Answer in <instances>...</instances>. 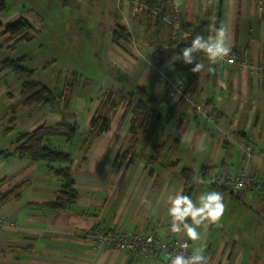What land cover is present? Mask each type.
Instances as JSON below:
<instances>
[{"label": "crops", "instance_id": "crops-1", "mask_svg": "<svg viewBox=\"0 0 264 264\" xmlns=\"http://www.w3.org/2000/svg\"><path fill=\"white\" fill-rule=\"evenodd\" d=\"M85 1L78 0L69 16L72 23L82 17L90 18L88 32L82 25L77 30L66 23L61 25L60 21L51 26L45 24L48 13H40L36 7L28 8L22 3L9 5L10 10L0 16V32L10 22L21 16L27 17L29 10L41 22L38 26L27 17L34 29L25 37L12 38L10 33H2L0 43L4 48L0 50V60L8 57L5 49L17 50V42L29 40L30 44L34 37L45 31L47 39L50 34L51 39H61V49L73 56L86 54V43L81 34L87 32V36L97 42L92 49L96 56L94 61L88 58L96 69H75L72 63L61 62L55 55L44 66L48 69L58 64L61 70L65 69L67 72L59 70L57 73V77H65V82L72 79L73 73L79 75L80 83L74 90L71 108L66 109L62 104L21 108L13 125L10 108L21 99L22 80L9 69H0V182L5 179L0 191L6 192L29 182L21 200H12L0 208V217L5 221L4 227L0 228V264H167L165 254L155 258L138 256L127 250L98 248L84 233L99 226L128 233L146 230L162 239L187 240L183 234L177 236L171 232L168 215L171 206L168 197L183 193L181 170L185 167L195 173L196 185L191 198L197 206L198 197L204 192L214 190L223 195L225 212L220 226L209 225L204 239L199 242L203 254L210 258L209 264H264V194L250 188L227 190L213 185L214 177L221 171H244L264 178V7L261 9L259 5V1L264 4V0H182V20L195 25L208 18L212 26H223L231 36L232 50L246 52L249 57L247 67L226 62L221 69L210 64L205 54L197 57L203 68L194 72L189 91L196 101L208 103L217 112L220 128L208 123L204 117L186 112L184 104H166L168 82L159 81L157 75L159 70L171 73L178 69L173 63L165 62L153 68L148 66L146 58L136 61L127 51L132 61L128 78L123 77L116 65L108 64L107 50L122 49L112 38L116 22L125 26L132 36H149L151 44L166 42L168 26L150 22L141 11L135 14L128 0H94L92 9L85 8ZM164 8L171 10L169 6ZM60 33L66 36L61 37ZM77 43L79 53L71 46ZM147 44L142 47L143 54L132 53L146 56L145 50H151L150 43ZM23 56L24 64L30 61L29 52L13 58ZM45 58L42 54L38 61ZM101 66L112 77L109 93L116 94L112 100L107 95L102 104L94 98V87L105 75ZM87 81L91 84L85 86ZM103 84H99L98 89L108 88ZM137 86H145L156 99L163 100L165 106H162V112L159 111L161 118L167 116L171 107L174 109L164 127L152 120L154 131L149 136H139L134 143L130 131L132 112L127 107L121 108L118 102L124 103L123 96L133 94ZM103 104L110 112L111 127L96 134L91 131L90 122ZM64 118L78 124V135L72 141L52 137L50 143L70 153L74 147L77 149V154H71L74 159L72 176L79 197L73 209L53 212L41 205L58 196L61 180L44 162H34L28 156H8L7 153L14 149L13 143L20 133L33 131L43 124L55 125ZM167 127L174 133L166 130ZM157 144L161 145V158L149 164L145 158L155 153ZM248 145L253 149L252 156L246 155ZM126 152L125 159L117 160ZM198 230L203 232L202 228ZM188 242L193 251L192 242Z\"/></svg>", "mask_w": 264, "mask_h": 264}, {"label": "trees", "instance_id": "trees-1", "mask_svg": "<svg viewBox=\"0 0 264 264\" xmlns=\"http://www.w3.org/2000/svg\"><path fill=\"white\" fill-rule=\"evenodd\" d=\"M129 1L132 2L133 0ZM140 1L143 4L141 13L150 22L152 20L156 23H160L159 20L154 19L152 13L154 7L161 5L163 7L169 6L170 9L171 7L173 8V0ZM9 10L10 7L7 4V1L0 0V16ZM1 25L2 22L0 21V26ZM182 25L184 29L192 32L189 42L170 40L167 46L162 47L160 51L158 67L165 62H171L187 77L188 82L191 83L194 79V72L191 71V68H193L194 65H185L182 61L177 60V53H180L184 47L190 46L192 39L197 34L207 39L210 35V27H212L213 23L207 18L199 20L195 25L182 20ZM33 29L34 26L32 22L26 16H21L7 24L4 30L0 32V35L2 33H10L12 38L15 36L25 37ZM131 37L132 34L125 26L121 25L119 22L115 23L112 38L116 42L120 43L129 41ZM3 48L4 44L0 43V50ZM194 55L200 57L204 55V52H199ZM24 61L25 56L19 58L7 57L0 60L1 70L9 69L22 80L21 99L10 108L12 112V117L10 119L11 125L15 122L19 109L27 108L35 104L40 106H60L62 104L66 109L71 108L74 90L80 83L79 75L73 73L72 79L65 82L64 88L61 91H55L45 83L36 80L34 78L35 70L27 68L24 65ZM114 95L116 94L110 93L109 100H112ZM123 98L128 100L127 110H131L132 112L130 131L132 134V140L134 139V143H136L139 136L150 135L149 133L154 131L155 128L152 120L157 119L159 111L162 112V106L164 103L162 99H156L145 86H137L133 94L129 96L124 95ZM105 107V104H103L91 119L90 129L96 134L103 133L111 127L110 112L108 108L106 109ZM173 109L174 107H171L170 112L167 114L168 119H171ZM212 110L215 112L214 109ZM215 114L217 119V112H215ZM78 131V124L75 121L72 122L65 118L55 125L43 124L33 131L20 133L13 143L14 149L7 153L8 156H28L34 162H44L47 165L48 170L61 180L62 185L58 196L54 200L41 205L53 212H63L73 209L79 197V191L72 176V165L74 162L72 154L52 146L50 139L59 136L65 137L68 141H72L78 135ZM160 153L161 145L157 144L155 153L150 157L145 158V160H147L149 164L158 162L161 158ZM126 157L127 152L121 157H118L117 160H122ZM194 175V170L191 168L185 167L181 170V177L184 185L183 195L192 197L196 185ZM4 182L5 179L0 182V185ZM28 185L29 182H23L9 191H0V208L12 200H21L22 193ZM213 185L230 190V188L226 186L218 185L215 177ZM188 220L190 221L189 218Z\"/></svg>", "mask_w": 264, "mask_h": 264}, {"label": "built area", "instance_id": "built-area-1", "mask_svg": "<svg viewBox=\"0 0 264 264\" xmlns=\"http://www.w3.org/2000/svg\"><path fill=\"white\" fill-rule=\"evenodd\" d=\"M131 3L134 7L135 14H138L142 10L143 4L140 0H133ZM259 5L261 9L264 7L263 2L261 1H259ZM152 13L154 15V19L159 20L160 23H163L170 28L172 40L179 42H189V38L192 32L190 30L184 29L182 25L181 8L175 9L173 7L170 11H167L163 6L159 5L152 9ZM146 40V35L141 37L132 36L129 41L124 42H126L128 45V52H140V49L143 47L144 43L147 42ZM161 49L162 47L158 48L152 55L146 58L148 66L158 68ZM127 51L123 52L122 49L120 51L111 49L109 55L111 62L114 65L120 68L121 71L130 73L132 61H130V59L128 58ZM228 59H231L232 61L230 64L239 65L241 67H247L249 65V57L247 56L246 52H237L232 50L229 54ZM228 59L215 65L218 69H221L223 64L228 62ZM157 77L159 81L168 82L167 97L171 105L177 106L179 104H184L185 106H187V109L190 113L204 117L208 123H213L220 128L216 119V114L212 110V108L206 103L196 101L193 98L192 94L189 91L188 79L181 71H179L178 69H174L171 71V73H167L163 70H159ZM124 103L127 105L128 101ZM246 155H253V149L249 145L246 146ZM215 180L218 185L226 186L232 190H242L245 188H250L256 193L264 194V178L258 175L248 174L244 171H221L216 174ZM4 225V218L0 217V228L4 227ZM84 234L86 239L98 248L127 250L134 252L138 256L151 255L155 258H159L161 254H165L167 264H169L167 260L168 254L171 253L175 255L180 252L181 249L179 248V243L184 241H180L178 239H162L158 235L146 230L135 233H128L123 230H116L99 226L89 228L85 231ZM192 252L193 251L189 246L187 252H185V255L191 256ZM206 257L209 264L210 258L209 256Z\"/></svg>", "mask_w": 264, "mask_h": 264}, {"label": "rangeland", "instance_id": "rangeland-1", "mask_svg": "<svg viewBox=\"0 0 264 264\" xmlns=\"http://www.w3.org/2000/svg\"><path fill=\"white\" fill-rule=\"evenodd\" d=\"M94 0H86L85 3V8L87 9H92V3ZM78 0H7L8 5L10 6H14L15 3H22L25 6H27L28 8L30 7H36V11L41 12H46L48 13L45 16V24H49L51 26L52 24L57 23V21L61 22V25H64L65 23L67 24L68 27H72L71 29H77L79 28L80 25H82L83 27H86V31L88 32L89 27L91 26L90 22L87 24L88 20L90 18L88 17H82L80 18L81 20H79L78 22H70V14L72 13V11L75 10V6L77 5ZM27 17L31 18L32 21L37 24L38 26L41 25V22L37 19L36 15L34 14V12H31L30 10L27 11ZM63 17V18H62ZM93 20V18H91ZM94 25V24H93ZM169 31V38L166 40V42L164 43L161 42L162 44H156V42L151 44V40L149 38V36L147 37V46L150 43V47L151 50L147 51V49L145 50L146 52V56L144 55H139L136 56L137 54H143V50L142 48L140 49V53L138 51H136V55H134L131 51L129 52L131 55V57L133 59H135L136 61L141 59V58H148L150 55H152L159 47H164L163 45L168 44V40H172L171 36V30L168 28ZM167 31V34H168ZM62 32V31H61ZM87 32L85 34H81V37L84 38L85 43H86V54L81 53L80 56L77 55V53L75 54V56L70 55L68 52H64L63 49H61L62 47V40L59 38H53L52 34H50L49 39H47L44 35L46 34V31L42 34H39L38 36L34 37L32 40V43L28 44L29 40H20L19 42L16 43L15 47H17V50H15L16 48H12V49H5V54L8 57H17V55L21 56L23 54L26 53H30V61H27L24 65L29 68V69H35L36 70V74L34 76V78L38 81H41L43 83H45L46 85H48L49 87H51L52 89H54L55 91H61L64 87L65 84V77L59 78L57 77V73L59 70L62 69L61 66H59L58 64L56 66H50L48 69H44V66L46 65V62L51 59V57H53V55H55L56 57H59L61 62L62 61H66V62H70L74 65L75 69H79V70H85V71H89V70H93L96 69L94 68L93 65H91L88 61V58L91 62H93V58L96 57L94 55V52L92 51V49L95 48V46L97 45V42H93V37L91 36H87ZM64 35L66 36V34H62L60 33V36L64 37ZM78 35V33H77ZM164 43V44H163ZM120 45L122 46V49L127 51L128 45L126 42L120 43ZM72 49L74 47L75 51H78L79 53V43L77 44H72ZM112 46V43H110V47ZM40 48H44V49H40ZM109 50H107V58L109 56ZM92 52V55L90 54ZM50 53V55H46ZM45 55L46 58L44 60H42L41 62L38 61V57L40 55ZM78 56V57H77ZM138 58V59H137ZM108 60V64H113L111 63V59H107ZM41 65V67H40ZM67 67L69 68V64H67ZM98 68V67H97ZM101 70L102 73H104V77H102L100 79L101 83H99L100 85L103 84L102 82H104L105 84H103V87H108L107 89L105 88H101L98 89V85L96 84V86L94 87V98H96L97 100H100V104H102V100H105V97L107 98V95H109V86H111V80L112 77L110 75H108L107 73H105V67L101 66ZM62 72H67L65 69L61 70ZM121 72V71H120ZM122 74H124L123 77L128 78V75H130V73L128 72H121ZM69 74V73H68ZM65 75V74H64ZM71 78V74L69 76ZM84 80H81V82H84ZM87 85L91 84L90 81H87ZM84 85V84H83ZM103 100V101H104ZM127 102V100L125 101ZM119 105H121V108H125L127 107V105L124 103H121L120 101L118 102ZM166 104L167 105H171L169 103V99L168 97L166 98ZM172 106V105H171ZM184 106V105H182ZM186 107V106H185ZM188 111V109L186 110V112ZM162 117V116H161ZM161 117H157V119H153V123L157 124V125H161V127H164L168 122L167 120V116L165 115L163 118ZM169 127H167L166 130H168ZM169 132L172 134L174 133L170 131ZM170 133H167L169 136H171ZM149 136V135H147ZM73 154H77V149L74 147L72 150Z\"/></svg>", "mask_w": 264, "mask_h": 264}, {"label": "clouds", "instance_id": "clouds-1", "mask_svg": "<svg viewBox=\"0 0 264 264\" xmlns=\"http://www.w3.org/2000/svg\"><path fill=\"white\" fill-rule=\"evenodd\" d=\"M182 0H173V7L179 9ZM211 33H214L211 34ZM232 51L231 36L223 26L210 27V35L207 39L197 34L191 41L190 46H186L180 53H177V60L185 65H192L193 72H199L203 65L197 62L196 53L204 52L210 64H217L229 58ZM231 63V59H228ZM210 71L212 69H209ZM168 215L171 217V232L180 236L183 234L188 239L179 243L180 252L173 255L168 254L169 264H208L207 257L203 254V248L199 242L204 239L209 225L220 226L225 212L223 195L218 191H208L198 197V205L194 203L190 196L177 192L175 196L168 197ZM191 218L189 222L188 218ZM203 229V232L198 229ZM192 242L193 252L191 256H186L189 248L188 241Z\"/></svg>", "mask_w": 264, "mask_h": 264}, {"label": "water", "instance_id": "water-1", "mask_svg": "<svg viewBox=\"0 0 264 264\" xmlns=\"http://www.w3.org/2000/svg\"><path fill=\"white\" fill-rule=\"evenodd\" d=\"M160 115H161V114H160V112H159V113L157 114V117L159 118V117H160Z\"/></svg>", "mask_w": 264, "mask_h": 264}]
</instances>
